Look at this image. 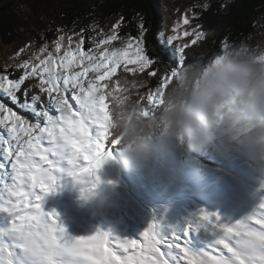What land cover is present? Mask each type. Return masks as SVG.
Instances as JSON below:
<instances>
[{
  "label": "snow or ice",
  "instance_id": "1",
  "mask_svg": "<svg viewBox=\"0 0 264 264\" xmlns=\"http://www.w3.org/2000/svg\"><path fill=\"white\" fill-rule=\"evenodd\" d=\"M191 11L167 36L153 29L167 54L164 70L148 55L143 16L135 37L120 35L121 17L107 33L90 26L95 35L88 37V29H57L51 43L10 58L8 67L22 74H0V94L19 109L0 102V264H264V205L237 222L204 210L182 229L153 222L140 239L104 231L73 237L57 212L43 206L65 178L81 185L85 198L94 193L93 178L99 180L122 143L113 132L117 108L131 103L147 119L163 106L165 89L189 63L186 50L208 37L201 25L192 26ZM228 45L236 44L224 37L216 54ZM22 53L28 58L21 60ZM225 110L236 122L247 119L233 102ZM201 233L209 238L197 246L193 237Z\"/></svg>",
  "mask_w": 264,
  "mask_h": 264
},
{
  "label": "clouds",
  "instance_id": "2",
  "mask_svg": "<svg viewBox=\"0 0 264 264\" xmlns=\"http://www.w3.org/2000/svg\"><path fill=\"white\" fill-rule=\"evenodd\" d=\"M229 102L247 119L234 121L225 110ZM225 121L227 130L221 127ZM113 132L122 137L116 151L123 171L146 165L158 143L185 142L196 152L226 135L264 159V48L252 51L241 42L224 47L211 59L188 63L165 89L164 104L155 115L145 119L129 103L116 109ZM94 196L95 192L88 198Z\"/></svg>",
  "mask_w": 264,
  "mask_h": 264
},
{
  "label": "rangeland",
  "instance_id": "3",
  "mask_svg": "<svg viewBox=\"0 0 264 264\" xmlns=\"http://www.w3.org/2000/svg\"><path fill=\"white\" fill-rule=\"evenodd\" d=\"M210 1L212 0H158V7L162 12V21L159 29L165 32V36L171 34L170 30L173 24L189 9H192L191 12H188L192 20V26H196L197 24L201 25L195 21L196 15L194 14H196V7L194 6L208 4ZM17 10L18 13L28 21L29 26L20 29L22 36L13 44L7 45L0 39V74H5V69H7V73L12 74L10 78H18L22 74L21 71L17 73L16 70L8 67V65L13 63L10 58L19 52L21 48L30 46L31 50L38 49L46 41H38L37 37L40 36L41 39H45L49 31H56L51 41L56 39L58 35L57 29L69 31V29L65 27L64 19H62L57 11L46 13L38 19L37 17H32L29 7L19 5ZM120 19L121 16H114L107 21L104 27L91 19L87 23L78 24L73 30L78 33L82 28L88 29V31L85 32V37H88L89 35H95V33L91 32L90 26L97 25V32L103 29L107 33L112 25L120 21ZM183 39L190 41L192 37ZM51 41L49 43H51ZM181 42L182 40L176 41L173 47ZM243 42H247L253 46L257 44L264 46V19L262 15L257 19L254 35L251 39H246ZM115 43L118 44L119 41ZM89 46L90 42L86 39L85 49L87 50ZM27 58V55L21 54V60ZM16 62L18 63L19 60ZM129 67H135V65H129ZM0 102H4L7 106L19 111L7 97L3 96V94H0ZM21 114L28 115L26 113ZM29 118L31 117L29 116ZM221 127L227 130V121L222 123ZM223 138H229L232 141L229 135ZM196 153L197 152L191 151L185 142L178 141L171 145L158 143L156 149L153 151L152 158L146 165L138 170L123 171L119 163V153L114 151L115 159L104 166L98 174L99 180L97 181L93 178V182L97 186L94 191L95 196L92 199L84 198V195L78 198L76 194L71 191L72 186L68 185V178H65L64 181L60 183V186H58V192L56 194L52 193L46 198L43 205L44 209L45 211L60 213L61 217L65 216L68 212L72 213L78 211L75 214L73 213L74 215H70L71 221L67 220L68 223H100L103 225L104 223H126L125 220L127 217L132 219V223H145L144 212L147 214V219L151 223H153L155 219L157 222H163L164 225L175 227L183 223V220H186V214H184L185 217L180 214V208L175 203L177 199L172 194L171 188L164 189L163 186L167 184V180L170 185L177 186L176 182H179L178 177L190 171V161L198 160V153ZM104 171L108 173L102 176V172ZM115 179H117V181ZM183 179L180 178L181 181ZM68 186H70L69 190H67ZM153 186L155 187L154 194L151 193ZM69 191H71L70 196L72 195V198L66 194ZM160 199H163V201L159 202ZM170 200H175V202L169 203V205H158L155 207L152 205L154 203H164ZM150 201L152 204H149ZM80 208L86 209L84 212H79ZM93 213L98 214V222L95 221V218H91ZM79 216L81 217L80 220L78 219Z\"/></svg>",
  "mask_w": 264,
  "mask_h": 264
},
{
  "label": "bare ground",
  "instance_id": "4",
  "mask_svg": "<svg viewBox=\"0 0 264 264\" xmlns=\"http://www.w3.org/2000/svg\"><path fill=\"white\" fill-rule=\"evenodd\" d=\"M196 152L198 160L190 161V171L178 177L177 186L170 185L168 180L167 184L163 186L164 189L171 188L177 201L170 200L154 204L150 201L149 203L155 207L175 202L180 208V214L183 216L186 214V220L175 226L176 228H184L190 219L201 213V210L219 215L222 220L237 222L251 216L261 205H264V159L255 156L246 143H241L238 138L232 139V141L229 138H217L207 148ZM106 173L108 172H102V176ZM180 178L184 179L181 181ZM115 180L117 181V179ZM68 182V185L72 186L71 191L78 198L83 195L85 198L81 185L70 177ZM71 191L66 193L67 196H70ZM57 192L58 187L53 194ZM154 192L155 187L153 186L151 193L154 194ZM162 201L163 199L159 200V202ZM85 209L80 208L79 212H84ZM76 212H68L63 217L60 216V213L57 214L68 234L77 238L104 231L120 238L140 239L142 233L151 224L144 212L145 223H132L130 217L125 220L126 223H104V225L100 223H68L70 215ZM80 218L79 216L78 219L80 220ZM91 218H95V221L98 222L97 213H93ZM154 222L157 221L154 219ZM208 238L201 233L193 237V242L200 246V242Z\"/></svg>",
  "mask_w": 264,
  "mask_h": 264
},
{
  "label": "trees",
  "instance_id": "5",
  "mask_svg": "<svg viewBox=\"0 0 264 264\" xmlns=\"http://www.w3.org/2000/svg\"><path fill=\"white\" fill-rule=\"evenodd\" d=\"M19 5L29 7L32 17L38 19L57 11L69 30L91 19L104 27L110 18L121 16L124 18L121 36L130 34L135 37L139 17L143 16L145 27L149 30L145 37L148 55L158 61L161 70L169 67L167 54L153 38L154 27H160L162 21L158 0H0V39L7 45L21 38L20 29L29 26L28 21L18 13ZM207 5V9L195 8L198 14L195 21L201 24V30L208 33V37L187 50L189 63L216 54L224 37L235 44L249 39L255 33L258 17L262 15L264 19V0H212ZM55 34V30L49 31L45 39L40 36L37 39L50 42ZM155 83L154 78H149V86H155Z\"/></svg>",
  "mask_w": 264,
  "mask_h": 264
}]
</instances>
